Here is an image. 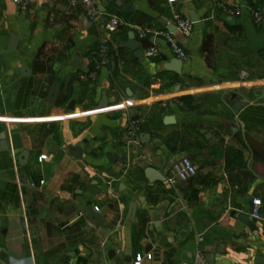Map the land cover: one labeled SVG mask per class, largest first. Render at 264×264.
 <instances>
[{
  "label": "crops",
  "instance_id": "crops-1",
  "mask_svg": "<svg viewBox=\"0 0 264 264\" xmlns=\"http://www.w3.org/2000/svg\"><path fill=\"white\" fill-rule=\"evenodd\" d=\"M94 2L96 22L68 0H30L25 10L0 0V264H154L144 247L159 242L151 214L163 203L161 264H195L198 252L206 264H264V0ZM175 15L193 24L189 38L173 32L187 56L180 75L164 69L176 58L160 23L174 26ZM111 17L123 25L108 38ZM131 32L157 56L121 48ZM103 43L116 64L110 54L96 70ZM183 157L197 174L169 187ZM147 168L165 182L150 184ZM89 207L101 226L88 223Z\"/></svg>",
  "mask_w": 264,
  "mask_h": 264
},
{
  "label": "built area",
  "instance_id": "built-area-1",
  "mask_svg": "<svg viewBox=\"0 0 264 264\" xmlns=\"http://www.w3.org/2000/svg\"><path fill=\"white\" fill-rule=\"evenodd\" d=\"M69 3L75 4L80 3L85 10L86 17L90 22H96L99 18V11L94 0H68ZM175 0H168L169 3H173ZM15 3L19 4L22 10H25L30 0H14ZM218 7L223 10L225 13L229 15H236L238 10L232 9L227 7L224 3H219ZM255 24H259L261 22V11L256 9L252 13ZM123 25V22L117 17H111L110 19L106 20L105 22V31L108 35V38L115 34L119 28ZM174 26L175 31L178 32L183 38H189L193 32V24L184 18H181L179 15L174 16ZM146 34V30L139 31V38H143ZM163 37L169 44L170 50L172 54L175 56L176 59L184 61L186 59V53L184 49L174 40L173 33L165 31L162 33ZM158 54V50L155 47L148 48L144 53L143 56L147 59H151L156 57ZM98 60H97V68L96 70L105 67L109 64V47L107 43L101 44L99 51H98ZM96 74L92 73L91 78H95ZM139 132V122L137 120H132L130 123V127L128 130V137L132 140L137 142V135ZM46 157L42 156L39 158V161L45 160ZM171 177L167 179V185L169 187H174L177 182H186L197 174V168L194 163L188 158L183 157L176 161L171 167ZM261 203L260 201L256 200L253 202V212L252 218L255 220H260V210ZM97 211V209H95ZM148 260H151V255L147 256ZM195 264H206L204 261L203 254L198 252L195 258Z\"/></svg>",
  "mask_w": 264,
  "mask_h": 264
},
{
  "label": "water",
  "instance_id": "water-1",
  "mask_svg": "<svg viewBox=\"0 0 264 264\" xmlns=\"http://www.w3.org/2000/svg\"><path fill=\"white\" fill-rule=\"evenodd\" d=\"M190 17H191V20L193 22L197 21L196 18L193 16V14H191ZM104 22H106V21H104ZM160 23L169 32H171V33L175 32V27L174 26L169 25L167 22H165L163 20L162 21L160 20ZM121 48H124L126 50H129V51L133 52L134 55L136 57H138V58L143 57V53L141 52L139 45L135 41V34L133 32L129 33L128 41L126 43L122 44ZM77 61H78V58L76 57L74 62H73V64H72L73 68L76 67ZM182 66H183V63H182L181 60L174 59L170 63L166 64L164 66V69L167 70V71H171V72H174V73L180 75ZM60 88H61V86H60L59 83L55 84V86L53 87V89H52V91H51V93L49 95V98L47 100V102L49 104H51V105H55L56 104V101H57L58 96H59ZM106 105H107V100H106L105 94H103L101 102L99 104V107L102 108V107H105ZM73 106H74V101L70 102V104L68 106V110H72ZM173 121L174 120H173L172 117H165L164 118V123L165 124H171ZM143 137L145 139H148L147 135H143ZM0 142H1V148L3 150H6L7 149V144L5 142V134H4V132H3V130L1 128H0ZM27 155H28V153L25 152L22 155V160H26ZM109 158L111 159L112 157H109ZM20 164H21V162H20ZM144 173H145L146 180L150 184H153L155 182L163 184L165 182V178L163 176H161V174H159V172H157L153 168H147L144 171ZM137 208H138V206H137L136 203H132V204L129 205V212H128V215H127V221L128 222H130V223H134L135 222V215H136V212H137ZM166 211H167V203H163L161 206H159L157 208V210L155 212H153L151 214L153 223L155 224L157 233L159 234L160 238H159V242H158L156 247H154L153 245H147V246L144 247V252L148 253V254L149 253L152 254V258H153L154 264H161L160 263L161 250L167 243L166 239L163 238V236H162L161 226H160L161 225L162 216L166 213ZM87 221H88V223L90 225H92L94 227H99V226L102 225V217L92 207H89L87 209ZM209 259H212V256H210ZM125 261L127 263H129L131 261V258H129V257L125 258ZM208 264H212L211 260L208 261Z\"/></svg>",
  "mask_w": 264,
  "mask_h": 264
},
{
  "label": "trees",
  "instance_id": "trees-1",
  "mask_svg": "<svg viewBox=\"0 0 264 264\" xmlns=\"http://www.w3.org/2000/svg\"><path fill=\"white\" fill-rule=\"evenodd\" d=\"M256 9H260V8H255V10H256ZM204 46H206V42H205ZM123 52H124V51L121 50V49L117 51L118 54H120V53L122 54ZM109 54H111V56L113 57L112 62H114V63L116 64V59H117V58H115V57H116V55H115L116 53H114V52L112 51V49H110V50H109ZM91 70H93V68H92ZM187 99H188V97H183V98H181V101H184V100H187Z\"/></svg>",
  "mask_w": 264,
  "mask_h": 264
}]
</instances>
